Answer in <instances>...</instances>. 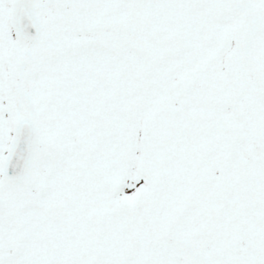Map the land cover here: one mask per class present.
Instances as JSON below:
<instances>
[{
  "label": "snow or ice",
  "instance_id": "6c2138e0",
  "mask_svg": "<svg viewBox=\"0 0 264 264\" xmlns=\"http://www.w3.org/2000/svg\"><path fill=\"white\" fill-rule=\"evenodd\" d=\"M0 264H264V0H0Z\"/></svg>",
  "mask_w": 264,
  "mask_h": 264
}]
</instances>
